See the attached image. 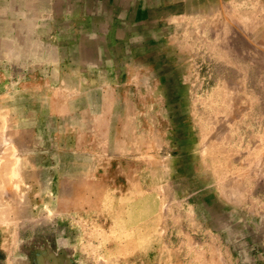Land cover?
I'll return each mask as SVG.
<instances>
[{
  "label": "rangeland",
  "instance_id": "rangeland-1",
  "mask_svg": "<svg viewBox=\"0 0 264 264\" xmlns=\"http://www.w3.org/2000/svg\"><path fill=\"white\" fill-rule=\"evenodd\" d=\"M0 264H264V0H0Z\"/></svg>",
  "mask_w": 264,
  "mask_h": 264
}]
</instances>
